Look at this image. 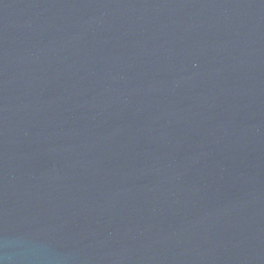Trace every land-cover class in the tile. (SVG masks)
<instances>
[{"label": "water", "instance_id": "obj_1", "mask_svg": "<svg viewBox=\"0 0 264 264\" xmlns=\"http://www.w3.org/2000/svg\"><path fill=\"white\" fill-rule=\"evenodd\" d=\"M0 264H264V0H0Z\"/></svg>", "mask_w": 264, "mask_h": 264}]
</instances>
